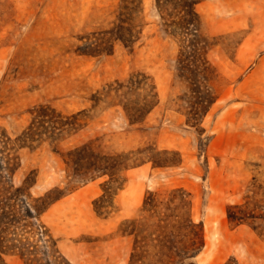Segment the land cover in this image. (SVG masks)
I'll return each mask as SVG.
<instances>
[{
	"label": "rangeland",
	"instance_id": "374dc122",
	"mask_svg": "<svg viewBox=\"0 0 264 264\" xmlns=\"http://www.w3.org/2000/svg\"><path fill=\"white\" fill-rule=\"evenodd\" d=\"M120 5L121 0H0V126L19 134L38 106H47L52 116L50 108L78 113L80 123L59 139L20 148L15 186L28 176L35 180L33 196L67 191L39 222L71 264H129L135 238L144 239L152 228L141 211L145 193L157 191L162 198L173 188L189 193L192 218L204 234L201 250L180 264H264V0L197 3L216 100L196 125L187 121V83L176 75L178 40L164 32L154 0H141L138 14L129 11L141 28L133 47L108 39L111 53H81L84 44L106 40ZM132 75L147 76L158 97L134 124L121 105L143 94H126ZM55 121L49 119L50 128L58 126ZM84 142L100 153L139 149L180 164L154 167L148 161L128 169L120 177L115 209L98 215L92 201L108 176L79 185L67 176L61 156ZM234 204L244 205L242 223L227 219ZM4 259L24 264L15 254ZM148 263L154 259L135 264Z\"/></svg>",
	"mask_w": 264,
	"mask_h": 264
},
{
	"label": "trees",
	"instance_id": "16d2710c",
	"mask_svg": "<svg viewBox=\"0 0 264 264\" xmlns=\"http://www.w3.org/2000/svg\"><path fill=\"white\" fill-rule=\"evenodd\" d=\"M200 1L154 0L164 32L178 40L176 75L187 83V94H184L188 103L186 114L187 121L193 125L200 122L216 100L208 85L211 66L206 50L209 44L202 34L201 19L195 8ZM129 11L140 13L141 0H121L117 23L106 32L105 35L109 33L106 40L98 46L93 42L84 44L81 53H111L112 45L107 44L108 39L133 47L140 39L141 28L132 23ZM128 83L126 94L134 93V89L143 91L137 100L121 102L129 123L134 124L143 121L156 105L158 97L154 83L145 75L141 78L132 75ZM48 110L47 106L33 108L31 120L19 134L11 135L0 126V264H8L4 259L6 253L18 255L24 264H71L57 248L49 230L39 222L41 214L67 191L54 188L43 195L33 196L29 189L35 180L29 182L26 176L20 185L15 186L14 183V176L21 166L20 148L40 140L54 141L61 137L63 131H75L80 125L78 113L62 115L50 108L55 123H58V126L54 124L50 128L47 122L53 116ZM56 128L57 131H54ZM61 156L66 164L67 176L79 185L108 176L101 194L92 201L96 214L103 216L115 209L114 196L124 182V178L120 181V177L128 169L148 161L154 167L180 164L179 159L157 160L153 156H145L139 149L127 153H100L88 142L67 149ZM191 209L190 195L182 188L170 189L162 198L157 191H147L141 211L152 219V228L144 239L135 238L129 264L145 263L148 258L154 259V264H180L195 256L204 244V234L201 222L193 220ZM226 216L229 222L242 223L244 205H229ZM123 223L120 222L119 228ZM29 226L32 227L28 229ZM39 252L41 255H38Z\"/></svg>",
	"mask_w": 264,
	"mask_h": 264
},
{
	"label": "crops",
	"instance_id": "0c3cea01",
	"mask_svg": "<svg viewBox=\"0 0 264 264\" xmlns=\"http://www.w3.org/2000/svg\"><path fill=\"white\" fill-rule=\"evenodd\" d=\"M245 41H246V37H245Z\"/></svg>",
	"mask_w": 264,
	"mask_h": 264
}]
</instances>
